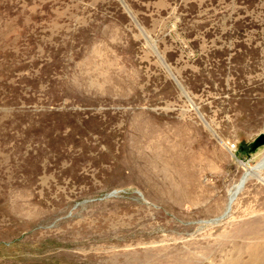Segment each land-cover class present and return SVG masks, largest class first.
<instances>
[{
    "label": "rangeland",
    "instance_id": "374dc122",
    "mask_svg": "<svg viewBox=\"0 0 264 264\" xmlns=\"http://www.w3.org/2000/svg\"><path fill=\"white\" fill-rule=\"evenodd\" d=\"M264 0H0V264H264Z\"/></svg>",
    "mask_w": 264,
    "mask_h": 264
},
{
    "label": "bare ground",
    "instance_id": "6f19581e",
    "mask_svg": "<svg viewBox=\"0 0 264 264\" xmlns=\"http://www.w3.org/2000/svg\"><path fill=\"white\" fill-rule=\"evenodd\" d=\"M255 168H256L257 173H252L251 171L246 172L244 174V176L242 177V179L240 180V182L231 191L229 208H230L231 204L233 203L235 197L238 195L239 192H241V190L246 185L249 177L252 174H256V176H259L258 172H260L264 168V158L260 161V163Z\"/></svg>",
    "mask_w": 264,
    "mask_h": 264
},
{
    "label": "water",
    "instance_id": "95a60500",
    "mask_svg": "<svg viewBox=\"0 0 264 264\" xmlns=\"http://www.w3.org/2000/svg\"><path fill=\"white\" fill-rule=\"evenodd\" d=\"M256 145L262 146L264 145V134H261L256 139Z\"/></svg>",
    "mask_w": 264,
    "mask_h": 264
}]
</instances>
